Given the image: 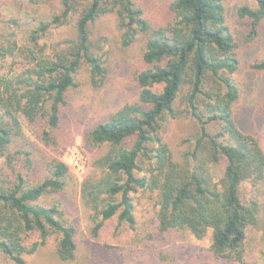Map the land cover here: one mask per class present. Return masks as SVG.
<instances>
[{"label":"trees","instance_id":"16d2710c","mask_svg":"<svg viewBox=\"0 0 264 264\" xmlns=\"http://www.w3.org/2000/svg\"><path fill=\"white\" fill-rule=\"evenodd\" d=\"M56 1L50 19L25 37L11 18L0 34V264H28L26 255L52 236L59 259L75 255L78 223L67 215L73 177L50 150L68 141L69 94L80 75L92 86L106 78L102 48L90 36V26L105 15L114 17L123 46L141 45L142 65L137 99L82 135L88 147H106L78 183L81 199L95 210L90 233L96 236L114 216L132 228L133 194L149 190L157 193L159 232L202 239L210 231L212 256L245 263L248 227L260 231L264 244V207L242 198L238 187L264 181V150L238 127L233 105L242 90L237 75L245 66L264 72V58L241 50V43H254L242 41L230 22L231 0H166L156 20L147 14L153 0ZM234 14L255 41L264 0L238 5ZM60 26L72 35L42 41L47 29ZM258 95L255 110L264 119V84ZM174 120L185 126L176 155L165 136ZM222 161L216 178L210 167Z\"/></svg>","mask_w":264,"mask_h":264},{"label":"rangeland","instance_id":"374dc122","mask_svg":"<svg viewBox=\"0 0 264 264\" xmlns=\"http://www.w3.org/2000/svg\"><path fill=\"white\" fill-rule=\"evenodd\" d=\"M166 0H153L147 14L159 19L165 12ZM241 4L256 6V0H231L229 2L230 22L239 28L237 35L242 41L241 50L250 53V58H264V25L257 39H247V29L242 28L234 14V8ZM59 7L56 0H0V34L5 30L6 20L16 19L17 35L25 37L28 30L40 21H48ZM114 17L105 15L90 26L92 40H98L103 52L104 65L107 67L106 78L98 85L92 86L80 75L81 82L69 94L65 137L68 141L55 152L50 153L63 159L70 168L73 179L67 187L72 206L67 215L76 219L78 233L73 259L61 260L55 253V238L39 247L34 253L26 255L28 264H237L226 258H216L209 252L210 231L197 239L187 231L171 229L159 232L157 227V193L138 190L133 194L135 224L130 228L119 223L117 217L104 221L96 236L90 233L93 224L94 208L81 199L79 184L91 169L94 157L105 153V146L88 147L82 135L92 126L105 120L126 103L137 99L135 73L141 67L140 44L123 46L119 31L114 27ZM241 27V28H240ZM72 30L65 27H51L46 30L42 41L52 44L71 36ZM251 42V43H250ZM241 85V95L233 105V115L238 127L246 133L255 135L264 150V119L255 110L259 90L264 84V72H253L249 67L237 75ZM160 86L155 89H159ZM66 112V113H67ZM24 131L30 138L34 134L23 121ZM181 120H174L168 126L165 136L174 154L178 152L177 142L184 130ZM82 157L83 165L79 173L75 169L74 156ZM224 162L211 165L210 171L220 177ZM77 182V187L73 183ZM242 198L251 196L264 207V181L256 185L242 184L238 187ZM75 206V207H74ZM99 219V217H98ZM245 263L264 264V244L260 241V231L253 227L246 229Z\"/></svg>","mask_w":264,"mask_h":264},{"label":"built area","instance_id":"2783aa9c","mask_svg":"<svg viewBox=\"0 0 264 264\" xmlns=\"http://www.w3.org/2000/svg\"><path fill=\"white\" fill-rule=\"evenodd\" d=\"M74 163H73V165H74V167H75V169L77 170V172L79 173V169H81L82 168V163H83V160H82V157L81 156H78V155H75L74 156ZM65 164H67L63 159H61Z\"/></svg>","mask_w":264,"mask_h":264}]
</instances>
